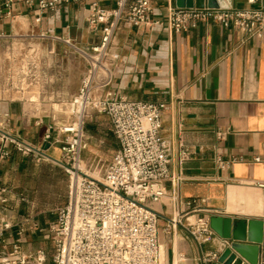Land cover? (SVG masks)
I'll return each mask as SVG.
<instances>
[{
	"label": "crops",
	"instance_id": "1",
	"mask_svg": "<svg viewBox=\"0 0 264 264\" xmlns=\"http://www.w3.org/2000/svg\"><path fill=\"white\" fill-rule=\"evenodd\" d=\"M30 1L31 5L14 0L7 16L5 0H0V37L44 34L59 43L55 48L58 53L73 50L77 57L70 86L55 92L58 100L68 101L78 92L87 69L78 49H89L101 36L100 28L93 32L87 24L91 3L109 9L119 0L70 1L42 14L33 4L36 0ZM150 4L148 22L120 24L116 30L112 51L118 58L107 90L128 100L165 104L161 135L171 146L170 173L181 180L176 197L171 196L174 188L167 181L168 196L147 205L159 216L158 238L164 261L202 264L201 251H222L223 239L216 235L213 241L198 245L181 226L167 230L170 219L188 216L190 221L198 217L210 220L219 215L264 222L262 193L253 185L264 180V22L256 34L211 19L174 33L154 23L165 18L168 6L176 7L174 0H150ZM262 4L264 0H231L229 7L258 8ZM34 102L0 99V130L34 146L40 155H26L5 144L11 156L0 162V264H7L15 246L24 255L43 250L46 263H50L53 245L47 230L56 221L55 207L64 198L65 204L68 197L65 189L42 185L45 175L66 172V163L60 143L45 139L49 127L56 125L55 115ZM83 129L88 145L80 155L82 165L107 161V167L118 150L109 117L93 113ZM50 133L56 136L55 126ZM216 154L232 160L231 164L218 167ZM189 201L193 204L187 205ZM258 264H264V229Z\"/></svg>",
	"mask_w": 264,
	"mask_h": 264
},
{
	"label": "built area",
	"instance_id": "2",
	"mask_svg": "<svg viewBox=\"0 0 264 264\" xmlns=\"http://www.w3.org/2000/svg\"><path fill=\"white\" fill-rule=\"evenodd\" d=\"M70 1L80 0H36L33 4L42 14ZM13 2H4L7 16L11 15ZM26 2L32 4L30 0ZM0 13L3 12L0 10ZM151 13L150 0H119L116 7L109 9L97 2L91 3L87 24L93 32L100 28V40L89 49H78L87 61V69L78 92L68 100L71 121L62 126L53 123L45 136L47 141L53 139L60 143L65 171L71 177L67 201L57 208L56 221L47 230L53 256L46 263L43 250L24 255L15 246L7 256V264H168L163 259L158 238L159 216L147 205L148 201L158 202L168 196L167 181L174 188L171 196L176 197L175 189L181 180L170 173L171 146L161 135L165 104L128 100L107 90L118 58L112 51L116 30L120 24L138 26L148 22ZM210 19L225 27L256 34L264 22V4L245 9L168 6L165 18L154 23L179 33ZM36 20L40 21V16ZM93 113L109 117L118 142V150L99 180L81 169L80 158L88 145L84 120ZM53 126L57 132L54 137L50 133ZM62 134L66 135L63 139ZM6 143L21 153L40 157L34 146L0 130V162L11 156ZM214 161L220 168L232 162L217 154ZM253 185L261 190V217L264 218V180L254 181ZM177 226L185 229L198 245L213 241L217 235L210 220L202 217L192 221L188 216L172 218L165 228ZM228 244L223 239L224 248ZM222 251H201V263H218ZM241 264H244L242 260Z\"/></svg>",
	"mask_w": 264,
	"mask_h": 264
},
{
	"label": "rangeland",
	"instance_id": "3",
	"mask_svg": "<svg viewBox=\"0 0 264 264\" xmlns=\"http://www.w3.org/2000/svg\"><path fill=\"white\" fill-rule=\"evenodd\" d=\"M58 45L59 43L52 39L34 35L24 38L0 37V99H33L36 107L53 113L56 125L62 126L71 121L70 109L68 101L58 100L60 97L55 92L70 86L77 55L73 50L65 49L63 54L58 53L55 50ZM61 45L68 46L66 43ZM63 56L66 57L62 59ZM107 163L106 161L85 166L81 163V167L88 175L99 180L104 174ZM48 176L42 178L44 188L47 184H51L52 187L65 189L67 195L69 194L71 177L68 173L57 172ZM63 200L60 205L66 198ZM60 205L55 207V210Z\"/></svg>",
	"mask_w": 264,
	"mask_h": 264
},
{
	"label": "water",
	"instance_id": "4",
	"mask_svg": "<svg viewBox=\"0 0 264 264\" xmlns=\"http://www.w3.org/2000/svg\"><path fill=\"white\" fill-rule=\"evenodd\" d=\"M182 8H227L231 0H174ZM210 226L229 244L220 254L219 262L223 264H241L240 257L249 264H258L259 244L263 241L264 222L261 219H238L214 215L210 217ZM240 256V257H239Z\"/></svg>",
	"mask_w": 264,
	"mask_h": 264
},
{
	"label": "bare ground",
	"instance_id": "5",
	"mask_svg": "<svg viewBox=\"0 0 264 264\" xmlns=\"http://www.w3.org/2000/svg\"><path fill=\"white\" fill-rule=\"evenodd\" d=\"M81 169L83 170V167H81ZM84 171V170H83Z\"/></svg>",
	"mask_w": 264,
	"mask_h": 264
}]
</instances>
